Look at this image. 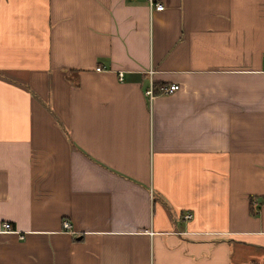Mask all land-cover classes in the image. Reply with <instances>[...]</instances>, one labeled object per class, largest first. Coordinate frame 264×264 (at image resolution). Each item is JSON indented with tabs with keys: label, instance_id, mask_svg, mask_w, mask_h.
Instances as JSON below:
<instances>
[{
	"label": "crops",
	"instance_id": "obj_1",
	"mask_svg": "<svg viewBox=\"0 0 264 264\" xmlns=\"http://www.w3.org/2000/svg\"><path fill=\"white\" fill-rule=\"evenodd\" d=\"M152 1L0 0V264H264V0Z\"/></svg>",
	"mask_w": 264,
	"mask_h": 264
},
{
	"label": "built area",
	"instance_id": "obj_2",
	"mask_svg": "<svg viewBox=\"0 0 264 264\" xmlns=\"http://www.w3.org/2000/svg\"><path fill=\"white\" fill-rule=\"evenodd\" d=\"M148 5H149V10L150 9H157V10H159V9L162 8V5L160 3H156V2H154L152 0H148ZM261 62H262V66L264 67V57L262 58V61ZM101 69H102V67L99 66V65H97V66L94 67V70H96V71H99ZM149 72H150V70H148V73ZM117 79L118 80L121 79V72L120 71L117 72ZM176 88H177V84L176 83H171L169 85H166V86L162 87L160 89V92L166 93V92H170L172 90H175ZM144 93H145V95H147V98H150L152 96V91L150 90V86H148L146 88V90L144 91ZM183 218H185V219L188 218V215L183 216ZM61 227L64 230H68L69 229V223L66 220H62L61 221ZM1 229L3 231H11L10 225L8 223H6V222H3L1 224Z\"/></svg>",
	"mask_w": 264,
	"mask_h": 264
}]
</instances>
